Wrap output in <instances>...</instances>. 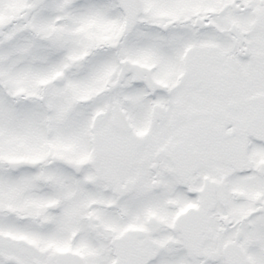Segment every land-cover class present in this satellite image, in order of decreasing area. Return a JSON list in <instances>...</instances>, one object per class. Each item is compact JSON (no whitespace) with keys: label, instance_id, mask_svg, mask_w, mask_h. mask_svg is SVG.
<instances>
[{"label":"snow or ice","instance_id":"obj_1","mask_svg":"<svg viewBox=\"0 0 264 264\" xmlns=\"http://www.w3.org/2000/svg\"><path fill=\"white\" fill-rule=\"evenodd\" d=\"M0 264H264V0H0Z\"/></svg>","mask_w":264,"mask_h":264}]
</instances>
